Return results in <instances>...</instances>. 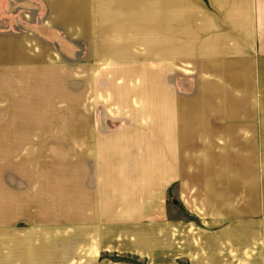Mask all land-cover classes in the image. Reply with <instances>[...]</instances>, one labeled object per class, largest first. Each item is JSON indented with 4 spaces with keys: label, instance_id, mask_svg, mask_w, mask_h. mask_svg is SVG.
<instances>
[{
    "label": "crops",
    "instance_id": "obj_1",
    "mask_svg": "<svg viewBox=\"0 0 264 264\" xmlns=\"http://www.w3.org/2000/svg\"><path fill=\"white\" fill-rule=\"evenodd\" d=\"M23 9L0 0V38L23 37ZM79 10L96 69L190 63V78L160 85L191 90L162 93L152 124L151 109L139 125L131 110L112 126L87 113L78 173L74 162L33 185L1 163L0 264H264V0H81Z\"/></svg>",
    "mask_w": 264,
    "mask_h": 264
},
{
    "label": "rangeland",
    "instance_id": "obj_2",
    "mask_svg": "<svg viewBox=\"0 0 264 264\" xmlns=\"http://www.w3.org/2000/svg\"><path fill=\"white\" fill-rule=\"evenodd\" d=\"M80 1L24 0L23 37L0 38V63L7 65L0 71V164L6 161L4 169L16 173L18 163L25 180H33L29 184L41 185L49 175L64 174L66 168L69 172L74 162L71 174L78 173L79 130L87 124V113L98 116L100 125L112 126L117 124L115 118L127 124L131 110L134 124L139 125L147 124L151 109L152 124L154 118L159 120L162 93L191 90L188 85H160L161 76H175L179 83L190 78V63L169 70L151 65L149 71L136 58L139 69L130 76L147 74L156 79L153 85L120 84L124 81L120 78L130 77L129 71L111 69L112 62L106 59L96 69L91 59L95 39L89 38L87 46V39L80 36ZM83 48L87 52L81 54Z\"/></svg>",
    "mask_w": 264,
    "mask_h": 264
}]
</instances>
